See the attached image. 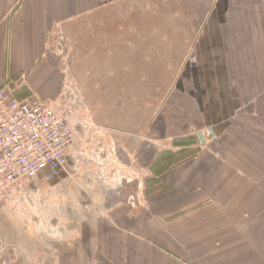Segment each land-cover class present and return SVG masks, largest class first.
I'll list each match as a JSON object with an SVG mask.
<instances>
[{"label":"crops","instance_id":"0c3cea01","mask_svg":"<svg viewBox=\"0 0 264 264\" xmlns=\"http://www.w3.org/2000/svg\"><path fill=\"white\" fill-rule=\"evenodd\" d=\"M124 1L139 0H0V90L57 100L54 34ZM189 3L178 18L177 108L162 111V140L191 154L157 161L153 123L143 197L134 207L118 200L94 222L89 264H264V0ZM171 23L168 14V31L142 38L171 39Z\"/></svg>","mask_w":264,"mask_h":264},{"label":"rangeland","instance_id":"374dc122","mask_svg":"<svg viewBox=\"0 0 264 264\" xmlns=\"http://www.w3.org/2000/svg\"><path fill=\"white\" fill-rule=\"evenodd\" d=\"M169 1H124L54 34L64 89L53 102L75 125L72 163L55 179L42 174L0 189V264H89L94 222L118 200L134 207L143 197V163L152 151L145 152V139L154 122L157 161L173 164L191 154L162 140L170 131L162 111H174L177 101L169 98L179 96L178 18L194 10L190 0ZM168 14L171 39L142 38L168 31ZM182 142L176 137L173 145Z\"/></svg>","mask_w":264,"mask_h":264},{"label":"built area","instance_id":"2783aa9c","mask_svg":"<svg viewBox=\"0 0 264 264\" xmlns=\"http://www.w3.org/2000/svg\"><path fill=\"white\" fill-rule=\"evenodd\" d=\"M75 141V125L55 102L12 98L0 90V189L42 174L57 178Z\"/></svg>","mask_w":264,"mask_h":264},{"label":"water","instance_id":"95a60500","mask_svg":"<svg viewBox=\"0 0 264 264\" xmlns=\"http://www.w3.org/2000/svg\"><path fill=\"white\" fill-rule=\"evenodd\" d=\"M71 163H72V158L69 159V164H71Z\"/></svg>","mask_w":264,"mask_h":264}]
</instances>
